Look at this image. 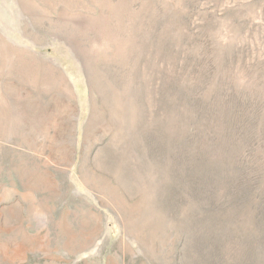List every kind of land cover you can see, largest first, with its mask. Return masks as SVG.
Wrapping results in <instances>:
<instances>
[{
    "label": "rangeland",
    "instance_id": "obj_1",
    "mask_svg": "<svg viewBox=\"0 0 264 264\" xmlns=\"http://www.w3.org/2000/svg\"><path fill=\"white\" fill-rule=\"evenodd\" d=\"M0 264H264V0H0Z\"/></svg>",
    "mask_w": 264,
    "mask_h": 264
}]
</instances>
